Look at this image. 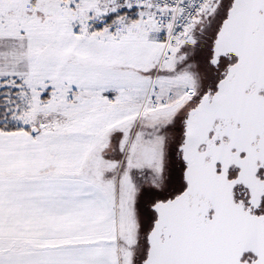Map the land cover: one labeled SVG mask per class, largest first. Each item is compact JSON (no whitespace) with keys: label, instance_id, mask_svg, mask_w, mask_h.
<instances>
[{"label":"snow or ice","instance_id":"snow-or-ice-1","mask_svg":"<svg viewBox=\"0 0 264 264\" xmlns=\"http://www.w3.org/2000/svg\"><path fill=\"white\" fill-rule=\"evenodd\" d=\"M0 264H264V0H0Z\"/></svg>","mask_w":264,"mask_h":264}]
</instances>
